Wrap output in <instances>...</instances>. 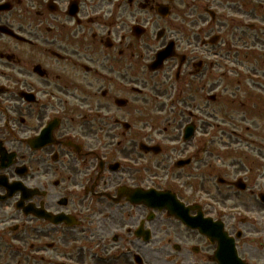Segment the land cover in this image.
Returning <instances> with one entry per match:
<instances>
[{
	"label": "flooded vegetation",
	"instance_id": "1",
	"mask_svg": "<svg viewBox=\"0 0 264 264\" xmlns=\"http://www.w3.org/2000/svg\"><path fill=\"white\" fill-rule=\"evenodd\" d=\"M248 136L264 142V0H0V264H215L168 211L264 264Z\"/></svg>",
	"mask_w": 264,
	"mask_h": 264
},
{
	"label": "rangeland",
	"instance_id": "2",
	"mask_svg": "<svg viewBox=\"0 0 264 264\" xmlns=\"http://www.w3.org/2000/svg\"><path fill=\"white\" fill-rule=\"evenodd\" d=\"M260 74V72L258 73V75ZM253 75V74H252ZM254 76V75H253ZM254 78V77H253ZM246 85L248 86V88L253 92V93H255L256 92V90L254 89L255 87L254 86H252L251 84H248V83H246ZM203 105H205V104H203ZM209 108H211V107H209ZM214 111H216L217 112V110H214ZM219 115H224L223 113H220L219 112ZM218 115V116H219ZM231 118H232V116H225L224 115V118L223 119H217V120H215V121H225V126H223V127H226V128H229V129H232L233 128V126L232 125H230L229 123H228V121H231ZM162 119L163 118H161L160 119V122H162ZM260 124H261V121H260V119H251L250 121H246V123L245 124H241V126H240V128L241 129H243L244 127H257V128H259L260 127ZM161 125V127H163V125L162 124H160ZM248 138H250L251 140H254V141H256L257 143H262V144H264V142L258 137V136H255V137H249L248 136ZM218 143L219 141H218V139L217 138H215V139H213V138H211L210 139V144L211 143ZM264 147L263 146H252V147H248V150L247 151H249V150H251V151H249L248 153L249 154H251V156L253 157V158H256V159H258L259 157V151H261V153L263 154V156H264V149H263ZM206 178H207V176L205 175V177H204V179H203V181H202V188H203V192H214L215 191V187H214V184L212 183V181H211V179H209V180H206ZM205 264H208L207 262L205 263Z\"/></svg>",
	"mask_w": 264,
	"mask_h": 264
},
{
	"label": "water",
	"instance_id": "3",
	"mask_svg": "<svg viewBox=\"0 0 264 264\" xmlns=\"http://www.w3.org/2000/svg\"><path fill=\"white\" fill-rule=\"evenodd\" d=\"M199 227L201 233L209 237L211 240L212 238L210 236L213 235V238H216L219 243L218 251L213 260H215L218 264H233V262H236V260L234 259L235 254L233 244L222 233L221 227L219 229L214 228L215 225L213 226L209 221H205L202 227Z\"/></svg>",
	"mask_w": 264,
	"mask_h": 264
}]
</instances>
